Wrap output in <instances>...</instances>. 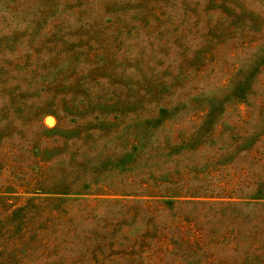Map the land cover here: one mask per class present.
I'll list each match as a JSON object with an SVG mask.
<instances>
[{
  "label": "rangeland",
  "instance_id": "1",
  "mask_svg": "<svg viewBox=\"0 0 264 264\" xmlns=\"http://www.w3.org/2000/svg\"><path fill=\"white\" fill-rule=\"evenodd\" d=\"M0 264H264V0H0Z\"/></svg>",
  "mask_w": 264,
  "mask_h": 264
}]
</instances>
